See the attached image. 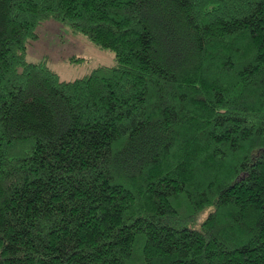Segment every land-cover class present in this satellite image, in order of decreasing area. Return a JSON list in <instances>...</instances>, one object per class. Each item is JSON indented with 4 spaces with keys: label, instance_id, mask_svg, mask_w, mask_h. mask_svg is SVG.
<instances>
[{
    "label": "trees",
    "instance_id": "obj_1",
    "mask_svg": "<svg viewBox=\"0 0 264 264\" xmlns=\"http://www.w3.org/2000/svg\"><path fill=\"white\" fill-rule=\"evenodd\" d=\"M0 264H264V0H0Z\"/></svg>",
    "mask_w": 264,
    "mask_h": 264
},
{
    "label": "rangeland",
    "instance_id": "obj_2",
    "mask_svg": "<svg viewBox=\"0 0 264 264\" xmlns=\"http://www.w3.org/2000/svg\"><path fill=\"white\" fill-rule=\"evenodd\" d=\"M26 50L27 61H44L61 80L82 76L98 64L115 62L113 51L95 45L87 36L73 33L69 25L54 19L40 25L38 39H30Z\"/></svg>",
    "mask_w": 264,
    "mask_h": 264
}]
</instances>
